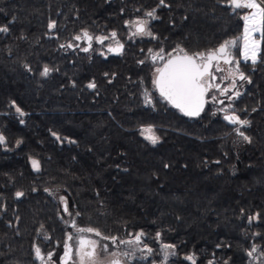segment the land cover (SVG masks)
Returning a JSON list of instances; mask_svg holds the SVG:
<instances>
[{
  "label": "trees",
  "instance_id": "trees-1",
  "mask_svg": "<svg viewBox=\"0 0 264 264\" xmlns=\"http://www.w3.org/2000/svg\"><path fill=\"white\" fill-rule=\"evenodd\" d=\"M165 4L0 0V27L9 29L0 33V264H40L37 247L62 245L54 189L69 195L79 227L118 240L143 233L152 252L135 264H163L165 244L174 246L167 264H192L189 256L195 264H252L255 252L264 260V39L257 63L241 62L249 83L234 113L248 126L232 125L212 105L185 116L156 91L151 55L215 50L242 36L249 9L227 0ZM153 10L152 36L129 39L127 25ZM85 31L115 32L125 50L83 51L75 37ZM147 126L155 145L141 135Z\"/></svg>",
  "mask_w": 264,
  "mask_h": 264
},
{
  "label": "snow or ice",
  "instance_id": "snow-or-ice-1",
  "mask_svg": "<svg viewBox=\"0 0 264 264\" xmlns=\"http://www.w3.org/2000/svg\"><path fill=\"white\" fill-rule=\"evenodd\" d=\"M160 4L167 6L165 4V0H160ZM227 4L229 7L234 9H249L252 10L249 15H245L243 17L245 21L244 26V34H243V58L245 61H251L253 64L257 63V57L259 53V40L253 39V34L259 32L261 33V38L264 39V0H227ZM146 16L156 19L155 10L149 11L146 13ZM135 27V32L133 35H149L152 33L147 31V21H137L133 25ZM55 23L52 22L49 24V28H54ZM9 29L5 27H0V33H7ZM83 36L91 42L93 37L88 34V32H84ZM112 39H115L116 33L113 32L111 34ZM108 37H95L98 43L103 44L104 40ZM154 38V37H153ZM76 40H80V36L75 37ZM236 41H225L215 50H208L207 52H196L189 54L183 48H179L177 50V55H169V58L165 61L162 67H157L156 73L153 80V84L156 90L159 92V95L166 100L169 104H171L174 108L178 109L185 116L189 117H197L204 109L205 104V96L208 91L213 87L211 83L212 80H215V76L213 74V67L215 71L222 72L224 69L220 66V61H223L224 64H232V48L235 47ZM91 46V44H89ZM63 47V45H62ZM68 47H72L71 44ZM123 45L117 42L116 48L109 47V52H116L119 54L120 50H122ZM83 51H88L87 48L83 49ZM151 51V50H149ZM103 55V53H101ZM159 56L160 59H163L162 51L161 53H157L156 56L153 57L155 60ZM216 62L213 65V62ZM236 63V69L239 75L240 80H246L247 77L243 72H239L238 61ZM51 69L45 66L41 72V75L47 77L50 73ZM88 88H95L94 83H89L87 85ZM217 90H219V87ZM237 96L240 95L239 92L236 93ZM215 99V97H213ZM146 100L149 104L152 103L151 99L146 96ZM16 111L20 115H24L19 107H16ZM225 120L229 121L232 124H239L241 127L248 126L250 122L248 120H241L236 115H225ZM237 133L248 142L250 138L246 136L243 132L240 131L239 128L236 129ZM57 139L60 137L53 133ZM141 135H144V138L148 140L153 145L159 142V137L155 134L151 127L141 129ZM5 139L2 135H0V144H3ZM33 168L39 171V162L37 160H32ZM168 165H165L167 167ZM24 193L17 192V198L22 197ZM63 201L64 198L61 197ZM66 205V201H65ZM65 211H67V206H65ZM77 215H79L77 213ZM252 217L249 218L251 221ZM72 227L76 228L78 234L77 247H76V255L78 257V264H99L102 257H100L99 252H97V248L99 247L101 251L108 253L109 252V244H100L99 240L92 239L83 235L84 233H92L96 237H99L100 240L109 241L113 246L119 245H128L130 251H117L111 252L110 255L113 257L109 261V264H122V261L119 259L120 256H124L126 258L135 256V249L142 244H144L142 237L143 233L136 234L134 239L124 240L119 239L115 236H105L100 231L92 228V227H77L75 223H73ZM159 238V233L157 234ZM69 240H72L73 237L69 235ZM164 249H173V245L165 244L163 245ZM141 251H146L148 253L152 252L151 248H148L144 245ZM256 248L253 247L252 251L248 253V255H252V252H255ZM36 258L43 261L44 257L41 254V249L37 247L35 249ZM72 246L65 244V254L62 257L64 260V264H67V259L71 258ZM172 252H165L163 257V264H167V259L169 255H173ZM51 253L48 254V258L51 259ZM186 259L192 261V264H195V261L191 256L186 257Z\"/></svg>",
  "mask_w": 264,
  "mask_h": 264
},
{
  "label": "flooded vegetation",
  "instance_id": "flooded-vegetation-1",
  "mask_svg": "<svg viewBox=\"0 0 264 264\" xmlns=\"http://www.w3.org/2000/svg\"><path fill=\"white\" fill-rule=\"evenodd\" d=\"M244 9V8H241ZM235 11L239 10V9H234ZM153 18L149 17V18H143L141 21H147V31L151 32V20ZM135 24L134 23H130L127 26L130 29V34H129V39H131L132 37H135V35H133V33L135 32V27L133 26ZM90 35V34H89ZM93 37V40L91 42H89L84 36L81 37L80 40H78V47H82L83 44H85V48L88 49L87 52L90 51H97L99 50L100 53H103L104 55L107 54H111V53H116V52H109L108 48L112 47V48H116L117 46V42H119V44L123 45L122 50H120L119 53H122L125 50L126 44L124 42L121 41V39L116 35L115 39H112L111 36H105L108 37L107 39L104 40L103 44L98 43L94 37V35H90ZM152 36V35H151ZM150 37L149 35H143V39ZM135 39V38H134ZM230 41H236V45L235 47L232 48V58H233V63L232 64H224L223 61H220V66L224 69V71L222 72H217L215 71V68L213 67L212 71L213 74L215 76V80H212L211 83L213 84V87L208 91V93L206 94V107L207 108L208 105H212L214 107H219V111L220 113L223 114V116L225 117V115H236L237 114L234 113V102L245 92L246 87L248 86L249 81L246 80H240L239 79V75L236 69V63L238 61V65H239V72H242V68H241V62L243 61V57H242V42H241V37L238 39H234V40H230ZM89 44H91V46H89ZM241 51V57H238V51ZM177 52L172 53L171 55H176ZM163 59H160L159 56L158 58H156L155 60H153V54L151 55L152 58V65H153V80L155 78V76L157 75L156 73V69L157 67H162L163 64L165 63V61L169 58V56H166L165 54H163ZM215 61L213 62V65H215ZM219 87V90H217V87ZM156 89V88H155ZM157 91V90H156ZM158 92V91H157ZM239 92L240 95L237 96L236 93ZM145 96H147L149 99L152 100V93L149 91L145 92ZM213 97H215V99H213ZM146 104L148 106H152L153 103L149 104L146 100ZM204 109V111H205ZM203 111V112H204ZM65 206H67V203L65 205V202L63 203V209L61 210L60 213V218L62 219V221L64 222V224L66 225V217L69 214V209L67 208V211H65ZM73 223L77 224L76 219L73 220L71 222V224L66 225V235H65V239L64 242L62 243V245H59L57 242L54 243H50L48 246H51L52 244L56 245V248L58 249L57 251L54 252L51 250L47 249L45 250V252L41 253L44 257L43 261L38 260L40 262V264H64V260H62V257H64L65 254V244H68L70 246H72V253H71V258L67 259V264H78V257L76 255V247L77 245V236L80 235L77 233L76 228L72 227ZM69 235H71L73 237L72 240H69L68 237ZM83 235L90 237L92 239H96L100 241V244L103 245V243H109L111 246V252H117V251H130L132 249L129 248L128 245H119L117 246H113L111 245V243L109 241H104V240H100L99 237H96L94 234L92 233H84ZM130 240V239H128ZM144 246H139L135 249V256L134 257H130V258H126L124 256H120L119 259L122 261V264H135L137 261H145L147 258H150L149 256H147V252L146 251H141L140 249L143 248ZM50 249V248H49ZM59 251H62L59 254ZM97 252H99L100 256H103V251H101V249L98 247L97 248ZM51 253V259L48 258V254ZM113 259V257H110V260ZM109 260V261H110ZM108 259L105 260V262H101L99 264H109Z\"/></svg>",
  "mask_w": 264,
  "mask_h": 264
},
{
  "label": "rangeland",
  "instance_id": "rangeland-1",
  "mask_svg": "<svg viewBox=\"0 0 264 264\" xmlns=\"http://www.w3.org/2000/svg\"><path fill=\"white\" fill-rule=\"evenodd\" d=\"M251 11H252V10H248L247 12H245V13L243 14V17H244L245 15H249V14L251 13ZM243 20H244V19H243ZM244 26H245V21H244ZM243 34H244V30H243ZM243 34H242V36H241L242 52H243ZM260 35H261V33H259V32L253 34V39H257V40H259V44H260V47H259V53H260V50H261V39L259 38ZM134 38H135V39H141V38H143V35H135V37H132L131 39L133 40ZM82 47L84 48V47H85V44H83ZM259 53H258L257 60H258V58H259ZM156 54H157V53H154L153 57L156 56ZM242 57H243V55H242ZM157 58H158V56H157ZM243 60H244V58H243ZM249 61H250V60H249ZM148 127H149V126H147V127H142V129H144V128H148ZM151 128H152V127H151ZM152 129H153V128H152ZM153 131H154V129H153ZM142 136L144 137V135H142ZM39 168H40V166H39ZM49 194H50V196H51L53 199H55V200L57 201V203L59 204L61 210L63 209V203L66 201V203H67V208L69 209V214L67 215L65 222H66V225L71 224V222H72L73 220L76 219V212H75V210H74V207H73V204H72V201H71L69 195H68L64 190H62V189H54V190H51V191L49 192ZM61 197L64 198L63 201L61 200ZM103 244H109V243H103ZM57 250H58V249H55L54 252L57 251ZM52 251H53V250H52ZM111 251H112V250H111V246H110V244H109V252H108V253L103 252V256H100V257H102V259L100 260L99 263H101V262H105V260H107V259H108V261H109V260H110V257H111V255H110ZM61 252H62V251H59V254H60ZM163 252H164V254H165V252H172V250H171V249H163ZM169 256H170V255H169ZM169 256H168V257H169ZM252 264H264V260H263L262 256H260L257 252H255V253L253 254V256H252Z\"/></svg>",
  "mask_w": 264,
  "mask_h": 264
},
{
  "label": "water",
  "instance_id": "water-1",
  "mask_svg": "<svg viewBox=\"0 0 264 264\" xmlns=\"http://www.w3.org/2000/svg\"><path fill=\"white\" fill-rule=\"evenodd\" d=\"M177 55V54H176ZM159 93V92H158ZM205 101L207 102V100H206V96H205ZM206 102H205V104H204V109H205V107H206ZM171 105V104H170ZM172 106V105H171ZM204 109H203V111H204ZM203 111L200 113V115L203 113ZM199 115V116H200ZM198 117V116H197ZM232 124V123H231ZM234 125V124H233ZM39 260V259H38Z\"/></svg>",
  "mask_w": 264,
  "mask_h": 264
},
{
  "label": "bare ground",
  "instance_id": "bare-ground-1",
  "mask_svg": "<svg viewBox=\"0 0 264 264\" xmlns=\"http://www.w3.org/2000/svg\"><path fill=\"white\" fill-rule=\"evenodd\" d=\"M233 125V124H232Z\"/></svg>",
  "mask_w": 264,
  "mask_h": 264
}]
</instances>
